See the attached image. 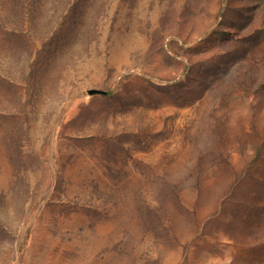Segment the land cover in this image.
I'll list each match as a JSON object with an SVG mask.
<instances>
[{
  "label": "rangeland",
  "instance_id": "1",
  "mask_svg": "<svg viewBox=\"0 0 264 264\" xmlns=\"http://www.w3.org/2000/svg\"><path fill=\"white\" fill-rule=\"evenodd\" d=\"M0 264H264V0H0Z\"/></svg>",
  "mask_w": 264,
  "mask_h": 264
},
{
  "label": "water",
  "instance_id": "2",
  "mask_svg": "<svg viewBox=\"0 0 264 264\" xmlns=\"http://www.w3.org/2000/svg\"><path fill=\"white\" fill-rule=\"evenodd\" d=\"M96 93H97L96 91H90L89 95H93V94H96Z\"/></svg>",
  "mask_w": 264,
  "mask_h": 264
}]
</instances>
